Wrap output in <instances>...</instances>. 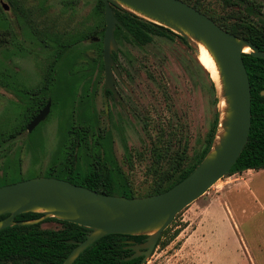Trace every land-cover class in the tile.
<instances>
[{
  "label": "rangeland",
  "instance_id": "obj_1",
  "mask_svg": "<svg viewBox=\"0 0 264 264\" xmlns=\"http://www.w3.org/2000/svg\"><path fill=\"white\" fill-rule=\"evenodd\" d=\"M203 3L216 18L226 17L218 0ZM97 6L98 0H0V187L39 177L52 165L55 130L59 145L51 177L65 176V163L72 169L69 173L80 178L97 168L114 179L116 191L127 186L133 198L146 195L155 179H168L164 174L172 171L170 158L184 145L186 158L176 177L201 153L222 107L198 60L196 45L170 30L172 34L166 36L118 32L115 37L124 78L139 86L135 117L96 118L82 108L86 92L81 82L104 78L105 24ZM139 38L145 42L139 44ZM58 49L60 57L52 64ZM51 64L50 80L59 86V99L44 90L38 95L39 102L29 100L27 110L17 112L29 121L32 110L51 97V111L54 108L58 114L39 126L35 139L40 146L24 150L25 132L12 141L16 136L7 127L15 108L10 101L18 98L5 87L22 81L31 90L48 75ZM103 105L99 97L97 109ZM73 125L78 127L76 136L68 134ZM73 138L81 142L73 146ZM165 148L168 157L162 158ZM263 177L247 179L248 188L239 193L235 186L228 192L229 199L218 197L214 205L223 179L219 180L176 215L145 264H264ZM48 219L36 224L42 230L62 228Z\"/></svg>",
  "mask_w": 264,
  "mask_h": 264
},
{
  "label": "water",
  "instance_id": "obj_2",
  "mask_svg": "<svg viewBox=\"0 0 264 264\" xmlns=\"http://www.w3.org/2000/svg\"><path fill=\"white\" fill-rule=\"evenodd\" d=\"M104 5L102 58L106 88L114 91L113 71H117L112 53L117 45L114 32L118 21L112 6L162 26L196 45L202 44L213 58L220 78V89L214 84L219 106V122L213 144L195 169L180 182L160 194L128 198L98 193L86 187L54 177H35L0 187V231L14 225H32L42 219L59 221L88 230L61 264H73L91 244L106 235L146 236L142 244L129 248L133 254L125 260L142 257L145 264L162 232L176 215L203 196L221 180L236 163L244 149L251 126V92L242 55L264 59L251 42L219 27L212 19L181 0H101ZM4 9H8L3 5ZM248 48L249 52H244ZM218 93L221 98H219ZM264 98V90L260 91ZM49 111L47 104L30 122L28 131L42 122ZM220 129L222 133H219ZM25 213H40L31 221H15Z\"/></svg>",
  "mask_w": 264,
  "mask_h": 264
},
{
  "label": "trees",
  "instance_id": "obj_3",
  "mask_svg": "<svg viewBox=\"0 0 264 264\" xmlns=\"http://www.w3.org/2000/svg\"><path fill=\"white\" fill-rule=\"evenodd\" d=\"M188 4L193 5L196 9L207 15L219 26L223 27L228 32L234 34L239 38H243L253 43L260 51H264V23L262 22V29L258 32H253L248 35L244 29L237 30L230 28L226 24L221 23L219 18H216L211 13L203 0H195L200 2L201 6L193 3V0H182ZM228 3L229 0H225ZM98 11L104 14V5L101 0H98ZM113 14L119 23L115 31V37L118 32L137 37L141 34H152L157 36H166L168 29L156 25L152 22L137 17L128 13L118 7L112 6ZM104 32V31H103ZM102 33V32H101ZM145 38H139V44L144 43ZM59 50V49H58ZM60 57V50L56 51L53 57L52 64L57 62ZM243 63L248 75L250 92H251V126L247 143L242 150L236 163L232 166L226 174L232 175L242 173L246 170L259 171L264 169V98L260 96V91L264 90V59L256 58L250 54L242 55ZM52 64L48 70V75L44 76V84L40 89L46 90V85L50 86V79L53 80ZM211 88L216 92L213 82L211 81ZM219 115H215L210 129L204 141V147L195 160L194 164L190 166L185 172L180 173L176 177L177 171L181 172V165L183 164L186 152V145L182 149L176 151L174 156L170 159L172 171H167L164 178L155 179L152 183L149 192L142 196H151L167 191L172 186L187 177L195 167L202 161L205 155L210 150L218 128ZM78 133V127H73L68 132L69 135ZM81 142L73 138L71 144L75 146ZM87 143V142H86ZM159 152V151H158ZM160 153L157 155L159 156ZM161 157H168V149L161 151ZM65 176L60 179L66 180L76 185H80L96 191L98 193L108 195H123L128 198L135 197L130 189L116 191L114 187V179H109L106 173H102L97 168H93L89 173L76 177L69 173L72 169L66 163L64 165ZM173 178V179H170ZM7 215L0 216V220L6 218ZM42 217L40 213H25L15 217V221H31ZM48 221H54L62 225L59 230H42L39 224L32 225H14L0 231V264H61L75 245L69 244L66 241L72 240L81 242L86 238L88 230L75 224L59 221L54 218H49ZM146 240V236H126V235H106L95 241L87 247L73 262V264H139L142 257L125 260L133 254L129 246L133 244H142Z\"/></svg>",
  "mask_w": 264,
  "mask_h": 264
},
{
  "label": "flooded vegetation",
  "instance_id": "obj_4",
  "mask_svg": "<svg viewBox=\"0 0 264 264\" xmlns=\"http://www.w3.org/2000/svg\"><path fill=\"white\" fill-rule=\"evenodd\" d=\"M194 1L195 0H193V3L196 4L198 7L202 5L201 1L197 3H195ZM218 2L220 3V6L224 8L225 11H227L226 17L224 18L225 20L219 18L220 19L219 21L221 23L226 24L230 28H236L237 30L244 29L247 31L248 35H252L253 32H258V29L260 28L262 29L261 23L262 22L264 23V14H263L264 0H229L228 3H226L225 0H218ZM188 5L195 8L191 4ZM117 27H119V23L116 26V29ZM221 28L224 29L223 27ZM167 33H171V32H167ZM112 59L117 69V71L112 69L114 76L112 86L114 91H112L110 87L106 88V83L104 78L101 81H94V80L82 81L81 84L83 85L82 87L85 89L86 95H85V99H82L81 101V106L82 108H86L91 114H94L96 118H99L100 116H113L114 118H123L125 115L135 117L136 114L138 113V107H139L138 105L139 86L137 83H135V81L124 78V72L120 69L119 62L116 57V51L112 53ZM103 72H104V66H103ZM46 83H47L46 81L42 80L39 85L32 87L33 89L31 90H29L30 87L26 84V82L23 83L22 81L16 85L8 84L5 87L7 88V91L8 93L11 94V96L14 95L17 96L18 98V100L10 101L15 106V108H13V111L9 113L7 127L11 131V133H14V135L16 136L14 139H12V141L16 140L17 136H20L23 134V132H25V137L23 138L21 144V148L24 150H30L34 146H40L39 141L35 139L36 135H38L40 132L39 126L43 122H45L49 117L52 116L55 117V115L58 114L57 110L54 111V108L51 111L52 109V102L50 100L51 97L50 99H47L45 101L42 107L39 108L37 106L32 110L33 112L34 111L35 112L31 116V119L29 121L23 115H21V113L17 112V109L26 111L28 108L29 100L31 101L33 100V102H39L38 95L40 92L44 91L43 89L40 88ZM50 83H51L50 86L46 85L45 91H48L52 97H56V99H59V86L53 81H50ZM99 97L102 98V101L104 103L102 109H97L96 107V102ZM131 101H132V105H131ZM47 104H49V111L45 120L40 122L29 132L28 125ZM58 138L59 137L57 130H55L53 134V139L54 141H56V143L52 148V152H53L51 158L52 165H48L46 170L39 177H51V174H55L54 171L56 169L55 167H56V163H57L56 160L58 155L57 150L59 145Z\"/></svg>",
  "mask_w": 264,
  "mask_h": 264
},
{
  "label": "crops",
  "instance_id": "obj_5",
  "mask_svg": "<svg viewBox=\"0 0 264 264\" xmlns=\"http://www.w3.org/2000/svg\"><path fill=\"white\" fill-rule=\"evenodd\" d=\"M263 176H264V169L259 170V171L246 170L242 173L232 174V175L223 177L222 178L223 180L220 181V185H218V186H221V188L218 189V193L220 194L215 195V197L213 198L214 205L217 203L218 197L225 196L227 199H229L228 192H230L233 187L236 186L235 188H237L240 193V190L242 188H248V186L246 185L247 179H262ZM233 180H238V181L236 184H234Z\"/></svg>",
  "mask_w": 264,
  "mask_h": 264
},
{
  "label": "bare ground",
  "instance_id": "obj_6",
  "mask_svg": "<svg viewBox=\"0 0 264 264\" xmlns=\"http://www.w3.org/2000/svg\"><path fill=\"white\" fill-rule=\"evenodd\" d=\"M197 50H198V60L202 67L207 71L209 74L211 80L215 83L218 89H220V78H219V72L217 69V66L211 57V55L208 53L206 48L200 44L197 43ZM244 52L248 53L249 49L245 48ZM221 107H225L224 100H221L220 103ZM219 133H222V130L220 129Z\"/></svg>",
  "mask_w": 264,
  "mask_h": 264
}]
</instances>
